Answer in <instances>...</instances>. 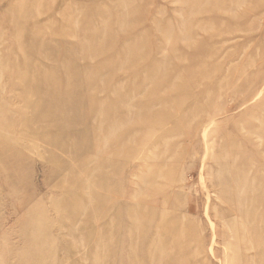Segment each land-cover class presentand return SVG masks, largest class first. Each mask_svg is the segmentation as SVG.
<instances>
[{
	"label": "rangeland",
	"instance_id": "obj_1",
	"mask_svg": "<svg viewBox=\"0 0 264 264\" xmlns=\"http://www.w3.org/2000/svg\"><path fill=\"white\" fill-rule=\"evenodd\" d=\"M189 1L0 0V264H264V0Z\"/></svg>",
	"mask_w": 264,
	"mask_h": 264
},
{
	"label": "bare ground",
	"instance_id": "obj_2",
	"mask_svg": "<svg viewBox=\"0 0 264 264\" xmlns=\"http://www.w3.org/2000/svg\"><path fill=\"white\" fill-rule=\"evenodd\" d=\"M184 1L188 2L189 0H188V1H187V0H184ZM186 2H185V4H186ZM189 2H191V0H190ZM216 2H217V1H216ZM224 2H225L224 0H219V2H217V3L223 5ZM182 4H183V3H182ZM223 8H224V7H223ZM198 10H200V8H199ZM232 10H233V9H232ZM128 12H129V11H128ZM128 12H127V13H128ZM131 13H132V12L130 11L129 14L131 15ZM132 14H133V13H132ZM191 14H192V13H191ZM191 14H190V12H189L190 17H192ZM188 17H189V16H188V14H187V17H186V18H188ZM190 17H189V18H190ZM64 19H66V18L64 17ZM123 20H125V19L123 18ZM181 21H183V20H181ZM189 21H190V20H189ZM191 21H192V19H191ZM124 22H125V21H124ZM182 23H184V22H182ZM182 23H180V25H181ZM199 23H200V22H199ZM170 24H171V23H170ZM175 24H176V23H175ZM186 24H189V25H190V22H188V23H186ZM197 24H198V23H197ZM205 25H206V24H205ZM182 26H183L182 29H184V25H182ZM190 26H191V25H190ZM190 26H189V28H191ZM197 26H198V25H197ZM197 26H196V27H197ZM66 27H67V26H66ZM167 27H169L168 24H167ZM180 27H181V26H180ZM159 28H160V26H159ZM185 28H186V27H185ZM160 29H161V28H160ZM166 29H167V28H166ZM169 29H171V28H169ZM169 29H168V30H169ZM186 29H187V28H186ZM192 29H193V28H192ZM183 31H184V30H183ZM183 31H182V33H183ZM188 32H189V31H188ZM180 34H181V33H180ZM189 34H190V33H189ZM181 36H182V34H181ZM186 36H187V33H186L185 37H186ZM190 36H191V35H190ZM208 37H209V36H208ZM170 38H171V37H170ZM176 38H177V37H176ZM176 38H174V39L172 38V39H173V40H172L173 43L177 42V41H176ZM189 38H190V37H189ZM182 40H183V39H182ZM186 40H188V39H186ZM186 40H185V41H186ZM178 41H179V40H178ZM186 42H187V41H186ZM171 43H172V42H171ZM181 43H182V42H181ZM172 45H173V44H172ZM174 45H176V43H175ZM182 45H183V44H182ZM83 46H84V45H83ZM131 46H132V45H131ZM135 47H136V46H135ZM171 47H173V46H171ZM82 48H83V47H82ZM173 48H174V47H173ZM84 50H85V49H84ZM175 50H176V49H174L173 52H176ZM85 51H86V50H85ZM88 52H89V51H88ZM177 52H178V51H177ZM177 52H176V53H177ZM69 53H70V52H69ZM86 53H87V52H86ZM119 53H121V52H119ZM172 54H173V53H172ZM86 56H87V55H86ZM116 57H117V56H116ZM118 59H119V58H118ZM205 63H206V61H204V64H205ZM83 68H84V67H83ZM84 69H85V68H84ZM85 70H86V69H85ZM84 73H85V72H84ZM75 75H76V74H75ZM155 75H158V74H155ZM82 76H83V75H82ZM149 78H150V77H148V79H149ZM150 80H151V79H150ZM158 80H159V79H158ZM152 81H153V80H152ZM153 82H154V81H153ZM174 89H175V87H174ZM175 90H176V89H175ZM172 91H173V89H172ZM147 109H148V108H147ZM147 112H148V110H147ZM147 114H148V113H147ZM154 114H156V112H155ZM142 120H143V119H142ZM176 126H177V125H176ZM90 134H91V133H90Z\"/></svg>",
	"mask_w": 264,
	"mask_h": 264
}]
</instances>
